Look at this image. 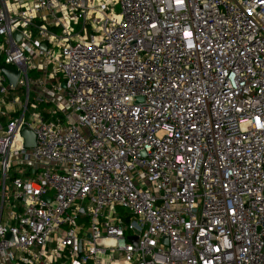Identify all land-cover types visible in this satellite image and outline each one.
<instances>
[{"label": "built area", "instance_id": "obj_1", "mask_svg": "<svg viewBox=\"0 0 264 264\" xmlns=\"http://www.w3.org/2000/svg\"><path fill=\"white\" fill-rule=\"evenodd\" d=\"M0 264H264V0H0Z\"/></svg>", "mask_w": 264, "mask_h": 264}, {"label": "water", "instance_id": "obj_2", "mask_svg": "<svg viewBox=\"0 0 264 264\" xmlns=\"http://www.w3.org/2000/svg\"><path fill=\"white\" fill-rule=\"evenodd\" d=\"M19 35H16V38H18ZM1 70L3 71L4 75L7 77L8 81L10 84H14L17 76H18V70L16 69H8L5 67H1ZM62 86H64V83L61 84ZM21 135L24 138V146L26 148H31L34 146L35 143V136L33 134V131L29 128H24L21 131ZM129 240L135 242L136 238L135 237H129ZM165 241V238L163 239Z\"/></svg>", "mask_w": 264, "mask_h": 264}, {"label": "rangeland", "instance_id": "obj_3", "mask_svg": "<svg viewBox=\"0 0 264 264\" xmlns=\"http://www.w3.org/2000/svg\"><path fill=\"white\" fill-rule=\"evenodd\" d=\"M115 11L117 12L118 9L115 8ZM49 94H50V93H49ZM33 95H34V91H32V93H31V98H32ZM59 100H60V99H59ZM62 101H63V100H62ZM41 106H43V105H41ZM41 108H42V107H41ZM61 108H64L63 103L61 104ZM66 113H67L69 116H71V119H72V120H74V116L71 115V113H70L69 110H67ZM31 167H32V166H31L30 163H29V165H17V166L14 167V171H15L16 173H19V174L23 173L24 171H27V172L31 173ZM39 169H43V168L40 167ZM8 184H9V180H7V186H8Z\"/></svg>", "mask_w": 264, "mask_h": 264}]
</instances>
